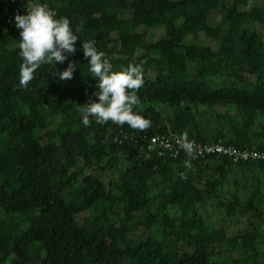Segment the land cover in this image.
Listing matches in <instances>:
<instances>
[{
	"label": "trees",
	"instance_id": "16d2710c",
	"mask_svg": "<svg viewBox=\"0 0 264 264\" xmlns=\"http://www.w3.org/2000/svg\"><path fill=\"white\" fill-rule=\"evenodd\" d=\"M263 1L33 0L81 31L76 52L41 65L27 87L20 30L0 20V264H264V160L195 153L188 169L184 151L147 148L187 132L264 152ZM92 39L113 71L143 62L134 111L147 131L83 125L98 83L82 48ZM69 62L73 77L61 80ZM27 150L30 162L12 161ZM236 217L245 227L229 234Z\"/></svg>",
	"mask_w": 264,
	"mask_h": 264
},
{
	"label": "clouds",
	"instance_id": "9594fccd",
	"mask_svg": "<svg viewBox=\"0 0 264 264\" xmlns=\"http://www.w3.org/2000/svg\"><path fill=\"white\" fill-rule=\"evenodd\" d=\"M57 13L47 5L27 0L26 14L15 15V26L19 29V55L22 63L19 70V83L23 87L34 79V73L43 64L64 63L68 54L76 52V42L81 31L77 27L75 33L67 17L56 18ZM96 41L83 40V54L88 59V71L97 79L96 91L89 100L79 109L82 123L89 127L94 118L97 124H106L111 121L123 126L129 125L134 130L147 131L151 121L134 111L139 105V89L144 84L143 62L129 63L126 69L113 71L110 58L96 46ZM116 58V57H113ZM76 62H69L68 67L61 73V80L72 79ZM55 74V73H54ZM92 96L97 100H93ZM177 143L184 150L188 159L185 168L192 167L195 159L196 146L188 138L187 132L182 134ZM234 147V146H233ZM186 179L185 173H180Z\"/></svg>",
	"mask_w": 264,
	"mask_h": 264
},
{
	"label": "built area",
	"instance_id": "2783aa9c",
	"mask_svg": "<svg viewBox=\"0 0 264 264\" xmlns=\"http://www.w3.org/2000/svg\"><path fill=\"white\" fill-rule=\"evenodd\" d=\"M4 5V8L0 10V20H6V22L10 24L15 23V15L19 14H26V2L24 3L23 0H0V6ZM9 8H12L10 11ZM177 136L170 135V136H151L149 138L147 148L149 150L154 149L155 147H162L168 151H171V156H176L178 152L184 151L179 144L177 143ZM196 146V154L199 155H226L232 157L234 161L239 159L245 161L248 159H257V160H264V152L263 151H255L251 149H237L233 146H224L220 143L215 144H206L201 145L195 143Z\"/></svg>",
	"mask_w": 264,
	"mask_h": 264
},
{
	"label": "rangeland",
	"instance_id": "374dc122",
	"mask_svg": "<svg viewBox=\"0 0 264 264\" xmlns=\"http://www.w3.org/2000/svg\"><path fill=\"white\" fill-rule=\"evenodd\" d=\"M260 4V2H259ZM261 5H264V1L262 2ZM120 11V10H118ZM183 16L186 17V11L183 10L182 11ZM200 28H203V24L200 25ZM164 31L163 30H155L153 35H147L146 38L151 39V40H155L157 37H159L160 34H163ZM171 35H180L181 34V28H177L175 31L170 33ZM153 73L149 72V76H152ZM165 113V112H164ZM12 161H18L20 160L21 163H28L30 162V160L33 157L32 154V150H27L25 152H23V154H13L12 156ZM239 177V176H238ZM200 213L204 216V218H206V220L210 223L215 224V222L218 220L219 218V214L217 211H215L214 208L212 207H205V208H200ZM245 218L243 217H236L231 219L230 221H226L224 223V226L227 229V232L229 234H232L233 232H236L242 228L245 227ZM143 230H139L138 232L141 233ZM0 255H2V253L0 252Z\"/></svg>",
	"mask_w": 264,
	"mask_h": 264
}]
</instances>
